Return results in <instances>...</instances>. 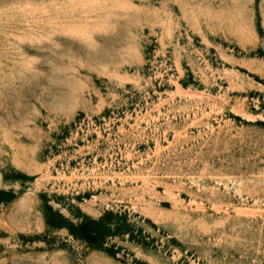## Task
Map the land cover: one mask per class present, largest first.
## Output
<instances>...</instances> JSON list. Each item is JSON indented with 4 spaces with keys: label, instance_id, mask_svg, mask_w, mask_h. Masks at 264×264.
Masks as SVG:
<instances>
[{
    "label": "rangeland",
    "instance_id": "obj_1",
    "mask_svg": "<svg viewBox=\"0 0 264 264\" xmlns=\"http://www.w3.org/2000/svg\"><path fill=\"white\" fill-rule=\"evenodd\" d=\"M0 264H264V0H0Z\"/></svg>",
    "mask_w": 264,
    "mask_h": 264
}]
</instances>
